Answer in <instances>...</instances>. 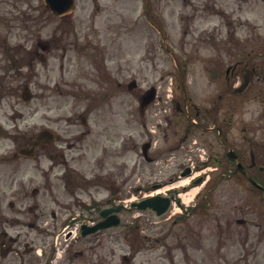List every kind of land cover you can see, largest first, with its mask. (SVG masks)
I'll return each instance as SVG.
<instances>
[{"label": "flooded vegetation", "instance_id": "flooded-vegetation-1", "mask_svg": "<svg viewBox=\"0 0 264 264\" xmlns=\"http://www.w3.org/2000/svg\"><path fill=\"white\" fill-rule=\"evenodd\" d=\"M111 3L121 4L114 6L116 12L122 10L126 16L108 19L111 26L105 27V31L114 30V34L105 33L104 44L95 41L100 34L94 26L95 16L82 41L53 36L44 43L39 32L23 34L15 41L12 33L0 36V115L3 117L0 142H6V135L30 136L16 148H0V228L4 232L0 264H117L116 258L124 259L118 254L123 239L130 249L129 264L137 257L139 247H146L152 239L158 241L160 237L142 235V228L149 227L140 225L142 219L133 205L155 195H162L170 202L165 214L169 224H163L168 226V231L162 241L176 235L187 255L192 246L196 251L209 246L217 251L220 237L225 242L229 240V245L241 240L245 250L250 244L254 248L262 246L264 33L260 30L264 0H112ZM140 22L147 25V32H139ZM70 24L74 31L73 23ZM127 37H132L133 55L140 51L142 56L160 55L156 43L159 38L160 49L167 57H206L202 68L213 81L210 87L214 91L204 97L211 102L210 108L202 111L190 104L193 117L183 109L181 122L174 123L167 116L157 122L156 130L161 135L146 133L149 177L143 180L137 176V136L131 138L129 148L123 144L120 128L123 115L129 117L125 125L135 132L137 116L127 112L131 106L123 113V100L118 96L123 82L110 74L104 86L107 83L113 86L117 96L103 99L100 89L87 90L84 112L76 116L83 130L69 138L65 146L55 145L62 141L60 137L42 143L32 153L30 148H25L40 133L58 132L56 120L48 115L52 110L50 102L59 93L58 80H53L54 66L48 64V57L54 58L53 53L61 51L64 58L73 49L95 70L106 72L114 56L113 72L119 76L121 58L128 52ZM137 63L135 60L133 68H137ZM186 69L185 64L177 66L179 75L175 79L179 83L174 88L176 94L181 91L185 105L191 100L184 85ZM246 73L251 78L248 87L243 93L235 94L234 89L242 84ZM33 85L37 93L32 92ZM26 89L30 91L28 102L24 99ZM10 98L15 105L29 104L34 99L35 111L41 112L39 121L35 125L22 124L23 113L13 110L12 116H8L13 125L6 128V99L10 103ZM237 105H244L246 110L240 123H236ZM194 128L204 138L198 137L194 148L182 147ZM235 129L241 130L242 138L235 136ZM117 131L118 139H112ZM106 134L110 137L108 144ZM175 151L181 155L171 162L167 155ZM128 158L132 160V171L129 177H124L123 169L127 165L124 159ZM79 162L83 164V175L74 168ZM160 163L162 166L158 167ZM171 164H175V176L157 177ZM183 172L188 174L182 177ZM51 178L60 181L52 187ZM130 196L133 197L128 199ZM47 206L53 209L48 211ZM143 212L156 217L150 210ZM126 214L131 225L122 220ZM10 215L22 219H18L17 225L9 226L6 216ZM47 215L53 220L51 223ZM226 216L233 219L228 220L220 236V221ZM116 220L120 221L117 226L92 230L98 224ZM10 228L17 233L12 235ZM56 246L62 247L59 256H55Z\"/></svg>", "mask_w": 264, "mask_h": 264}, {"label": "rangeland", "instance_id": "rangeland-1", "mask_svg": "<svg viewBox=\"0 0 264 264\" xmlns=\"http://www.w3.org/2000/svg\"><path fill=\"white\" fill-rule=\"evenodd\" d=\"M112 0H76V6L74 12L68 16L71 17L73 22L74 32L71 31L73 28L69 20H61L53 15H51L46 8L44 7L42 0H0V36L4 34L9 35L12 33L13 41L20 38L23 34L31 33H40V36L43 39L49 37H60L62 33L63 36L71 37L73 33H78L79 38L86 34L87 29L92 22V17H96L94 26L99 30V38H95V41L98 40L100 43L104 44L106 40L104 39L105 33L114 34V30L105 31V27L111 26L108 21L109 18L116 19V17L126 16L123 14L122 10L116 12L114 6H120L121 4L117 3L114 6L111 3ZM97 5L100 6V9H97ZM139 26H143L141 22ZM25 27V29H23ZM144 29L142 32H147L146 26H143ZM39 29V31H37ZM264 33V21L261 22V30ZM35 42V40H34ZM128 52L124 54L121 58L122 70L120 75L117 76L114 72V56L110 60V67L106 71L108 74H111L112 77L119 79L122 82H129L131 79L137 81L138 90L137 94L141 95L145 90L151 86H160L158 90L163 94L167 81L170 77L166 72L169 69V65L173 62L169 58L160 55L153 56L151 53H145L142 56L143 51H140L138 55L132 54V43L131 41L127 44ZM54 58H49L48 64L54 66L53 80L57 79L58 83L61 84V89H66L69 91L67 96L54 94V99L50 102L52 110L48 113L53 119L56 120V125L58 129V134L62 136V142L56 146H65L68 138H72L76 135L77 131H81L82 127L78 125V120L76 116L82 114L83 110V94H86L85 89L87 90H98L100 89L103 94V99H110L117 96V92L114 91V88L101 87L106 82L103 75L95 70L84 57L78 56L73 50L68 52V55L65 58H62V53L59 51L53 53ZM202 57L188 58L187 68L185 76L188 83H192L190 86H198L201 88H193V102L200 108L203 109L207 106V103H204L203 97L212 92V88L206 83L204 79V73L201 72L200 66L202 65ZM135 60H138L137 68H133V63ZM112 69V70H110ZM172 81L175 83L174 73L171 72ZM164 77V78H162ZM53 84V83H52ZM63 84L67 86H73L70 89L64 87ZM32 92H36V88L33 85L31 87ZM159 91V92H160ZM201 92V93H199ZM122 96L124 107L131 106L127 112L136 114L137 103L134 101V94H128L125 90H122ZM8 97V96H6ZM181 95H176L173 98V102L168 105L170 109L169 115L176 113L173 110L174 104H177V101H181ZM13 99H6V128L11 127L13 122L8 121V116H12L13 110L14 113H23L24 120L22 124L35 125L40 118V111H35L36 101L31 100L29 104L19 102L15 105ZM182 104V101L180 102ZM244 105H238L236 109V123H240L241 119L244 118L245 114ZM138 117V116H137ZM21 116L17 117L20 119ZM150 121L151 119L148 118ZM148 119H145L148 122ZM0 120L3 121V117L0 115ZM125 117H123V122L125 123ZM153 120V119H152ZM13 121V119H12ZM137 131L134 133L133 130L127 129L123 130V144L127 148L130 147L132 135H136L139 143L141 144L144 141L142 136V127L141 120L138 117ZM155 121L153 120V123ZM75 123V125H71ZM108 124V120H105V125ZM155 124V123H154ZM22 128V127H21ZM239 128V127H237ZM13 132V131H10ZM131 133V135H130ZM139 133V134H138ZM118 131L113 136L112 139L117 140ZM130 135V136H129ZM194 135H199V133L194 132ZM236 137H241V132H235ZM30 136L22 135H11V137L6 136V142H0V148H16L17 146L23 144ZM199 137V136H198ZM203 139L204 137H199ZM106 143L110 139L109 135L106 134ZM191 137H189L190 141ZM186 142V144L189 143ZM184 144V145H186ZM123 146V148H124ZM127 166L123 169V176L131 175V159H124ZM139 162L137 168V176L143 180H146L148 176V168L143 167L144 163L141 158V150L139 149ZM74 167L81 173H83V164L82 162L74 164ZM149 217L151 222H154L156 225L164 223L163 218H154L152 216L146 215L143 216L145 220ZM11 220L13 219L10 217ZM142 219V220H143ZM233 219L232 216H226L220 221L219 225V234L221 236L222 231L226 228L228 220ZM124 220L129 221V216H124ZM128 223H131L130 221ZM169 224V222L167 221ZM153 224V223H152ZM140 225H143V221L140 222ZM149 229L142 228V235L148 234L149 236H163L167 229H162L161 227L152 228L150 223L146 224ZM253 229V228H250ZM10 233L15 235L17 233L16 229H10ZM150 244L146 247H139V253L137 257L133 260L132 264H264V243L258 248H254L251 244L248 249L242 247V241L236 240L233 244L229 245V240L224 241L220 237L217 251H213L212 247L209 246L204 248L202 251L198 249L195 250L194 246L191 247L190 253L187 255L186 251L179 245L178 240L175 236L171 235L167 241L163 242L154 241L152 239ZM149 245H153L150 247ZM2 251V248H0ZM130 252L129 246L126 244L123 239L121 251L118 254L127 255ZM116 261L119 263V258H116Z\"/></svg>", "mask_w": 264, "mask_h": 264}, {"label": "water", "instance_id": "water-1", "mask_svg": "<svg viewBox=\"0 0 264 264\" xmlns=\"http://www.w3.org/2000/svg\"><path fill=\"white\" fill-rule=\"evenodd\" d=\"M45 4L47 5L48 9L58 15H64L69 13L72 10L74 0H44ZM152 96L151 92H148L143 97V103H149V99Z\"/></svg>", "mask_w": 264, "mask_h": 264}]
</instances>
